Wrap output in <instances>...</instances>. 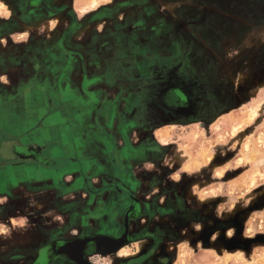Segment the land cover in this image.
Wrapping results in <instances>:
<instances>
[{
  "label": "rangeland",
  "instance_id": "rangeland-1",
  "mask_svg": "<svg viewBox=\"0 0 264 264\" xmlns=\"http://www.w3.org/2000/svg\"><path fill=\"white\" fill-rule=\"evenodd\" d=\"M87 1L95 10L112 0ZM184 2L183 6L197 17L192 19L202 21L199 27H211L209 34L217 35L218 44L205 33L200 43L206 52L215 54L218 86L229 90L232 107L220 112L210 126L199 123L169 131L168 137L174 141L170 146L173 150H169L172 156L163 164L169 169L171 162L187 170L194 166L193 177L188 173L184 177L194 178L197 187L190 194L204 203L203 221L181 228L178 244H170L169 249L179 254L176 264H264V0ZM7 16L8 9L0 1V18ZM28 90L31 89L20 90L16 96L28 94ZM32 105L25 102L17 107L8 94H0V264H6L11 250L38 246L48 240L50 231L66 224L63 214L55 213L51 192H41L42 186H30L29 182L49 177L55 181L64 171L79 169L77 163L69 161V155L65 158L52 145L51 152L35 153L43 165L35 164V154L21 149L25 134L38 127L35 122L39 118L33 115ZM69 121L59 133L51 135L54 142L57 136L64 144L70 142ZM61 122L55 115L48 123L42 122L37 128L40 138L53 124ZM46 160L51 161V166ZM79 164L84 167L83 161ZM39 167L45 171L40 173ZM169 177L174 182L183 178L180 173ZM22 183L29 184L20 187ZM145 222L142 220V224ZM143 246L144 243L128 245L118 255L97 256L93 261L114 264L121 258H131Z\"/></svg>",
  "mask_w": 264,
  "mask_h": 264
},
{
  "label": "crops",
  "instance_id": "crops-1",
  "mask_svg": "<svg viewBox=\"0 0 264 264\" xmlns=\"http://www.w3.org/2000/svg\"><path fill=\"white\" fill-rule=\"evenodd\" d=\"M77 1L75 0L74 4L78 8L74 9L79 17L86 12L94 11L90 9L93 7L87 4V0H80L79 3ZM135 13L131 8L121 11V14L126 15L127 19L126 21L118 20L120 30L128 28L127 26L135 21L132 20ZM98 23L96 26L98 30L95 31L94 29L90 33V40L96 41L92 45L100 53L98 56L90 57L89 65L87 62L80 61L78 53H76L80 44L87 43V35H81L80 28H78L74 31L76 36L67 40V48L73 49L74 54L70 59L64 62L60 61L57 58L58 52L51 51L48 53L50 57L44 58L50 66L36 67L44 73L23 72L27 68L18 64L20 58L10 60L14 63H8L10 64L7 67L10 69L9 72H0V94H8L9 99L14 100L17 107H22L25 102L34 103L32 105L34 108L33 115L35 114L39 118V121L35 122L38 127L31 133L25 134L24 140L20 143L21 149L33 154L35 151L39 153L43 150L51 152L50 145H52L65 158H67L66 155H69L71 157L70 162L79 165V169L64 171L62 177L55 181L54 178L49 177L46 181L36 179V181L29 182L30 184H20V187H26L27 184L42 186L41 192L44 190V192L49 193L50 191L51 204L56 210L54 212L63 214L65 226L60 230L50 231L47 235L77 238L81 235H108L121 230L123 214L131 205V199L128 198L127 194L123 195L122 201L117 207L119 198L117 187L126 193L134 194L141 201L142 198L145 201L148 200L147 197H151V194L155 195V189L151 188L152 182L170 180L172 178L169 176L172 173H180L183 177L180 181L189 182L185 184L187 194L192 192V188L197 187L194 178L186 179L184 177L186 173L191 175L189 177H193V174L196 173L194 166L187 170L188 168H184L179 163L171 162L172 167L169 169L163 163H165V158L170 159L172 156H170V151L173 150V146H170L174 141L168 137L170 129L177 126H193L199 123L189 125L168 123L158 126L151 132V141L159 148L149 149L140 143L143 138V130L141 124L133 118L135 107L138 106V91L132 86L133 77L131 78V76L133 72L129 70L132 67L130 64L132 65L139 58H144L147 54L155 53L156 48L152 37L155 36L157 30L149 31V28H146L144 24L141 26L142 28L139 26L132 28L128 33L119 31L114 39V37H109V35L101 32L107 22L98 21ZM55 25L52 21L50 26L53 28ZM30 28L37 29L41 26H30ZM28 32L25 31L23 38L17 41H24L21 47V53L24 57L36 61L37 49L43 46V41L35 40L31 44L28 43ZM5 39L0 43L3 52L6 47ZM32 44L36 50L30 52L28 46ZM137 45H140V51H137V47H139ZM87 53L86 51L82 56V58H86V61L88 60ZM88 54H92V52ZM53 55L56 56L55 60ZM4 70L7 69L4 68ZM146 71L147 69H144L142 75H146ZM14 73L20 77L17 76L18 80L15 82L9 78ZM33 74L36 78L32 77ZM25 86L26 89H31L28 90L29 93L22 94L21 97L16 96ZM54 115L59 116L63 122L53 124L54 127L46 130L43 137L40 138L41 134L37 128L44 121L48 123ZM68 121L70 142L64 144L59 136L54 139V142L51 135L59 133L63 128L62 126ZM213 123L214 121L200 124L210 126ZM184 144L183 141L182 147L185 146ZM30 148L34 150L29 151ZM187 151L194 156L193 151L189 149ZM46 161L48 162L47 165L51 166V161ZM80 161L84 162V167L80 166ZM37 162L44 164L39 158H37ZM67 162L66 159L65 163L67 164ZM44 171L45 169L39 167L40 173ZM194 177L196 178V176ZM61 188L65 190L60 195L58 192ZM185 203L188 205L193 203L204 204L196 197L195 200H186ZM54 214L52 215L54 216ZM140 223L143 225L142 220ZM133 228L134 221H131L129 222V230L132 231ZM70 233L74 234L71 235ZM126 247L107 256L118 255ZM172 253L174 258L169 264H176V258L179 257V254L177 250H172Z\"/></svg>",
  "mask_w": 264,
  "mask_h": 264
},
{
  "label": "flooded vegetation",
  "instance_id": "flooded-vegetation-1",
  "mask_svg": "<svg viewBox=\"0 0 264 264\" xmlns=\"http://www.w3.org/2000/svg\"><path fill=\"white\" fill-rule=\"evenodd\" d=\"M0 1L3 7L8 9V16L0 18V43L6 38L5 51L3 52L0 48V72L2 70L9 72L10 69L7 67L10 65L8 64L10 60L20 58L18 64L27 68L23 72L44 73L36 67L50 66L44 58L50 57L48 53L51 51L58 52L57 58L60 61L70 59L74 54L73 49L67 48V40L76 36L74 31L78 28L81 35H87V43L80 44L76 53L80 61L87 62L89 65L90 57L98 56L100 53L92 45L96 41L90 40V33L94 29L98 30L96 27L99 24L98 21L107 22L101 32L109 37H114L119 31L128 33L132 28L141 27L144 24L149 31L157 30L152 37L156 48L155 53L139 58L132 65L130 64L132 67L129 68L133 72L132 86L138 91V106L135 107L133 118L141 124L143 130L140 143L149 149L159 148L151 141V132L158 126L168 123L178 125L211 123L218 118L220 112L232 107L229 90H220L218 86L219 67L215 54L206 52L200 43V36L203 37L205 33L208 39H213V43L218 44V41L215 42L217 35L209 34V32L212 34L211 27H199L202 21L192 19L197 17L183 6L184 0L181 3H176L174 0H112L98 6L94 11L86 12L81 17L75 13L74 8H78L74 4L75 0ZM126 8L136 12L132 17L135 21L126 25L128 28L120 30L118 20L126 21V15L121 14V11ZM52 21L56 24L53 28L50 26ZM30 26H41V28H30ZM25 31H29L28 43L31 44L35 40L43 41V46L37 49L36 61L31 58L26 59L21 53L24 41L17 40L23 38ZM93 36H95L94 33ZM137 46H139L137 51H140V45ZM28 49L33 52L36 47L32 44L28 46ZM86 51L92 52V54H86L87 61L86 58H82ZM52 57L56 59L55 55ZM144 69H147L146 75H142ZM34 74L31 76L36 78ZM17 76V73H14L9 78L15 82L20 78L19 76L16 78ZM24 89L26 86L21 90ZM30 150L34 149L30 148ZM29 154L33 153L29 152ZM36 154L35 163L37 162ZM187 183L189 182L172 180L155 182L151 188L157 190V193L151 194L146 201L143 200L144 198L141 201L134 194L116 188L119 195L117 207L125 194L131 199V205L123 214L122 229L105 236L117 239L126 234L128 243L118 251L138 243H144V246L130 259H120L114 264L171 263L174 257L169 246L178 244L177 239L181 228L203 221L202 204L185 203L186 200H195L194 196L186 193L185 184ZM143 219L146 222L141 225L140 222ZM163 220L167 221V224L160 222ZM131 221H134L132 231L129 230ZM173 226H178L179 229ZM91 236L95 234L81 235L77 238L48 235V240L38 246H29L25 250H11L6 264H78L66 254L59 253L65 244L63 241ZM82 255L85 264H95L93 258L98 256L95 254V244L89 243L82 250Z\"/></svg>",
  "mask_w": 264,
  "mask_h": 264
},
{
  "label": "water",
  "instance_id": "water-1",
  "mask_svg": "<svg viewBox=\"0 0 264 264\" xmlns=\"http://www.w3.org/2000/svg\"><path fill=\"white\" fill-rule=\"evenodd\" d=\"M65 244L62 246L59 253L66 254L71 260L78 264H85L83 259L82 250L89 244H95V254L107 256L116 253L122 246L128 243L126 234L124 233L120 238H114L105 235H95L81 239H72L63 241Z\"/></svg>",
  "mask_w": 264,
  "mask_h": 264
},
{
  "label": "bare ground",
  "instance_id": "bare-ground-1",
  "mask_svg": "<svg viewBox=\"0 0 264 264\" xmlns=\"http://www.w3.org/2000/svg\"><path fill=\"white\" fill-rule=\"evenodd\" d=\"M124 255H126V254L124 253Z\"/></svg>",
  "mask_w": 264,
  "mask_h": 264
}]
</instances>
